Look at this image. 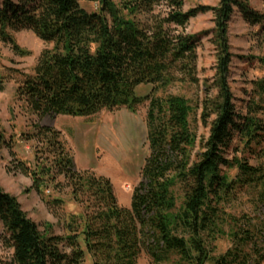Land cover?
Returning a JSON list of instances; mask_svg holds the SVG:
<instances>
[{"label":"trees","instance_id":"1","mask_svg":"<svg viewBox=\"0 0 264 264\" xmlns=\"http://www.w3.org/2000/svg\"><path fill=\"white\" fill-rule=\"evenodd\" d=\"M83 3H94L97 10L88 12ZM236 11L250 26L264 28V14L247 0H219L218 7L188 11L183 0H1L0 38L16 54H28L12 36L24 30L50 46L30 75L17 71L23 77L17 100L30 112L41 119L87 118L104 110L136 111L149 102L150 156L130 208L119 205L108 178L75 170L59 131L36 124L34 133L23 135L35 143L34 162L16 160L8 172L30 178V191L55 217L64 207L61 195L66 190L82 211L63 219L65 234L57 235L51 224L40 226L29 218L18 199L0 187V240L12 252L10 264H83L86 254L92 264H138L144 252L155 264L171 256L178 264H263L259 243H264V223L256 228L258 242L255 233L231 219L236 224L230 235L233 248L220 257H213L209 248L225 233L222 204L238 189L260 190L264 206V165L227 157L235 138L246 148L263 146L264 153V119L258 116L264 114V105L252 102L245 115L237 112L229 84L228 28ZM208 12L217 28L212 41L217 94L204 100L201 119L209 135L198 142L190 121L193 109L184 96L142 98L136 89L199 84V39L184 29ZM257 90L264 94V79ZM7 146L0 134V147ZM224 168H237V177L230 180L222 174Z\"/></svg>","mask_w":264,"mask_h":264},{"label":"rangeland","instance_id":"2","mask_svg":"<svg viewBox=\"0 0 264 264\" xmlns=\"http://www.w3.org/2000/svg\"><path fill=\"white\" fill-rule=\"evenodd\" d=\"M183 1L184 11L219 5V0ZM247 1L254 11L264 14V0ZM82 7L88 12H93L98 6L94 3H83ZM214 19L212 12L200 14L190 20L184 29L186 34L199 39L198 85L178 84L159 91L153 85H141L136 89V95L142 98L153 94L157 97L184 96L193 109L190 121L192 129L197 133L198 142L209 135V126L201 119L204 100L208 97L214 98L217 94L213 87L217 67V49L212 42L217 31ZM12 36L19 48L28 54H16L12 46L0 38V134L4 135L8 145L0 147V187L18 199L29 218L40 226L51 224L57 235L65 234L63 219H68L71 214L81 213V208L71 200L69 191L66 190V193L61 195L65 200L64 207L56 211L59 218L55 217L46 202L35 191H30V178L8 172V168H12L16 160L30 164L34 162L35 143L27 142L23 135L34 133V126L41 124L61 133L62 141L74 157L76 171H90L97 176L108 178L119 205L130 208L133 192L142 180L141 172L150 156L147 127L149 102L139 106L136 111L121 108L104 110L87 118L48 115L41 119L17 100V88L23 81L21 74L30 75L41 53L50 46L29 30L12 33ZM228 39L232 54L229 84L237 112L245 115L252 102L264 105V94L261 95L257 90V83L264 79V28L260 25L250 26L236 11L229 24ZM11 75L13 79H8ZM258 116L264 119L263 113ZM9 145H12L10 149ZM262 148L263 146L255 145L246 148L244 143L235 138L227 157L246 160L252 166L264 165V153H260ZM222 174L234 180L238 169L224 168ZM259 191L253 187L240 188L230 200L222 204L223 216L226 218L222 227L225 233L218 235L210 244L213 257L224 255L234 246L230 235L236 224L231 223V219L240 221L245 225L243 230L249 229L252 234L257 231V227L263 228L264 206L259 201ZM52 193L46 191L47 195ZM260 234L255 233L258 242L261 241ZM259 247L263 248L264 243L260 242ZM11 260L12 252L4 248L0 240V264H10ZM83 264H92L91 256L86 254ZM138 264L155 262L144 252ZM161 264H178V260L177 257L171 256L169 261Z\"/></svg>","mask_w":264,"mask_h":264},{"label":"crops","instance_id":"3","mask_svg":"<svg viewBox=\"0 0 264 264\" xmlns=\"http://www.w3.org/2000/svg\"><path fill=\"white\" fill-rule=\"evenodd\" d=\"M263 264H264V262H263Z\"/></svg>","mask_w":264,"mask_h":264}]
</instances>
